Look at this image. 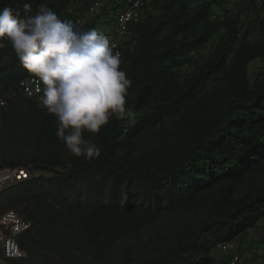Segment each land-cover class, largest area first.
<instances>
[{"label":"trees","instance_id":"1","mask_svg":"<svg viewBox=\"0 0 264 264\" xmlns=\"http://www.w3.org/2000/svg\"><path fill=\"white\" fill-rule=\"evenodd\" d=\"M94 1L0 0V9L23 17L25 4L34 14L45 3L75 23ZM100 1L84 19L90 30L111 26L126 4ZM142 9L122 35L96 29L119 42L131 80L126 117L83 133L100 155L1 159L32 176L3 189L0 212L29 220L23 237L73 256L67 264H230L235 255L264 264V65L250 72L264 62V0H144ZM29 75L13 50L0 53V96ZM25 107L56 143L57 117L30 98L8 99L0 118ZM31 258L45 264L36 250L17 259Z\"/></svg>","mask_w":264,"mask_h":264},{"label":"clouds","instance_id":"2","mask_svg":"<svg viewBox=\"0 0 264 264\" xmlns=\"http://www.w3.org/2000/svg\"><path fill=\"white\" fill-rule=\"evenodd\" d=\"M24 9L23 17L11 7L0 9V49L7 41L35 78L40 105L57 117L56 135L66 149L77 157H98L100 148L83 133H98L110 117L127 115L131 80L120 69V54L103 32L65 22L45 3L34 14L30 4Z\"/></svg>","mask_w":264,"mask_h":264},{"label":"rangeland","instance_id":"3","mask_svg":"<svg viewBox=\"0 0 264 264\" xmlns=\"http://www.w3.org/2000/svg\"><path fill=\"white\" fill-rule=\"evenodd\" d=\"M116 22L114 21L111 26L97 25L96 29L104 30L108 34L114 30ZM109 41L112 39L111 35H107ZM6 48L10 45L7 41H4ZM4 48L0 49L1 56L7 58L12 53L9 49V53L4 51ZM264 62L256 61L250 65V72L253 73L257 67L263 66ZM51 131L43 127L41 119L38 113L33 109L27 107L23 108L21 114L11 113L6 119L0 118V160L9 158L26 159L32 156H48L49 154L59 155L63 158L69 154L65 144L62 140L58 139L56 143H51L49 140ZM36 175L42 173L49 175L47 172L35 171ZM12 185H6L5 188L9 191L12 190ZM9 202L5 199L0 202V208L7 206ZM19 211L18 208L14 207ZM260 232H264V227L260 228ZM20 244L24 248L25 252L29 254V251L36 250V253L44 256L45 264H67L71 262V255L66 258L67 261L62 260L54 255H47L45 249L47 248V242L32 236L26 235L20 239ZM4 264H38L37 259H17V258H1ZM0 264H2L0 262Z\"/></svg>","mask_w":264,"mask_h":264},{"label":"built area","instance_id":"4","mask_svg":"<svg viewBox=\"0 0 264 264\" xmlns=\"http://www.w3.org/2000/svg\"><path fill=\"white\" fill-rule=\"evenodd\" d=\"M126 4L123 9L116 15V26L119 35H122L127 28V24L131 21H137L143 14V2L144 0H125ZM102 1L95 0L89 7L84 17H76L75 23L83 27V30H90L86 28L84 19L89 17L102 5ZM113 46L114 52H118L121 56V51L118 47V41H110ZM36 80L33 75L25 76L18 80L16 85L10 88L4 95L0 96V100L4 101V104L8 99L14 97L16 94H21L27 98H30L36 102L39 106L40 95L42 93H36ZM31 93V94H30ZM3 104V105H4ZM42 107V106H41ZM23 173L24 175H21ZM32 176V171L24 165L15 166H0V194L6 185H12L24 179H28ZM31 222L12 209L0 212V262L3 258H21L25 256L26 252L20 244V239L30 230ZM222 248L230 247L231 244L225 243L221 245ZM238 256H234L230 261V264H235L238 261ZM245 264H250L247 261Z\"/></svg>","mask_w":264,"mask_h":264},{"label":"snow or ice","instance_id":"5","mask_svg":"<svg viewBox=\"0 0 264 264\" xmlns=\"http://www.w3.org/2000/svg\"><path fill=\"white\" fill-rule=\"evenodd\" d=\"M21 175H24L23 173H21Z\"/></svg>","mask_w":264,"mask_h":264}]
</instances>
